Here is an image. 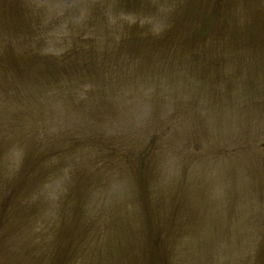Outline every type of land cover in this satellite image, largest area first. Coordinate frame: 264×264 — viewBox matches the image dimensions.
<instances>
[{
	"label": "rangeland",
	"instance_id": "rangeland-1",
	"mask_svg": "<svg viewBox=\"0 0 264 264\" xmlns=\"http://www.w3.org/2000/svg\"><path fill=\"white\" fill-rule=\"evenodd\" d=\"M0 264H264V0H0Z\"/></svg>",
	"mask_w": 264,
	"mask_h": 264
}]
</instances>
